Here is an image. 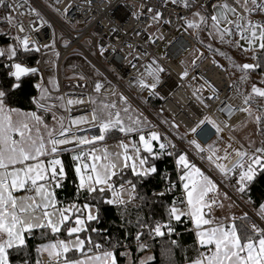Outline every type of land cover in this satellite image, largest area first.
I'll use <instances>...</instances> for the list:
<instances>
[{"label": "snow or ice", "instance_id": "1", "mask_svg": "<svg viewBox=\"0 0 264 264\" xmlns=\"http://www.w3.org/2000/svg\"><path fill=\"white\" fill-rule=\"evenodd\" d=\"M260 184L264 0H0V264H264Z\"/></svg>", "mask_w": 264, "mask_h": 264}, {"label": "trees", "instance_id": "2", "mask_svg": "<svg viewBox=\"0 0 264 264\" xmlns=\"http://www.w3.org/2000/svg\"><path fill=\"white\" fill-rule=\"evenodd\" d=\"M147 187H151V185H148ZM261 192H264V184H260L256 186L255 192H254V199H259ZM156 210H159V206H156ZM145 211H147V209H145ZM184 239L188 240L189 237L187 236V234L184 235ZM158 252V249H157Z\"/></svg>", "mask_w": 264, "mask_h": 264}, {"label": "rangeland", "instance_id": "3", "mask_svg": "<svg viewBox=\"0 0 264 264\" xmlns=\"http://www.w3.org/2000/svg\"><path fill=\"white\" fill-rule=\"evenodd\" d=\"M76 61H77V57L69 55V56H67L66 65L71 64V63L76 62Z\"/></svg>", "mask_w": 264, "mask_h": 264}, {"label": "built area", "instance_id": "4", "mask_svg": "<svg viewBox=\"0 0 264 264\" xmlns=\"http://www.w3.org/2000/svg\"><path fill=\"white\" fill-rule=\"evenodd\" d=\"M91 30V29H90ZM95 30H103L102 27H100L99 25L96 26V29ZM85 35H87V33H85ZM67 55V54H66ZM69 56V55H68Z\"/></svg>", "mask_w": 264, "mask_h": 264}, {"label": "crops", "instance_id": "5", "mask_svg": "<svg viewBox=\"0 0 264 264\" xmlns=\"http://www.w3.org/2000/svg\"><path fill=\"white\" fill-rule=\"evenodd\" d=\"M250 213H251V211H252V209L249 207L248 209H247Z\"/></svg>", "mask_w": 264, "mask_h": 264}]
</instances>
